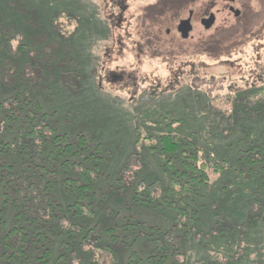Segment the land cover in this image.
<instances>
[{"label": "rangeland", "instance_id": "374dc122", "mask_svg": "<svg viewBox=\"0 0 264 264\" xmlns=\"http://www.w3.org/2000/svg\"><path fill=\"white\" fill-rule=\"evenodd\" d=\"M189 12L192 31L184 40L177 21ZM211 14L215 21L206 30L200 19ZM14 26V38L5 37L12 52L32 41L18 62V71L26 70L20 89L32 92L43 111L53 115L48 124L55 130L74 129L110 142L105 163L116 175L110 182L117 177L121 185H130L134 173L144 176L149 182L138 185L137 195L150 185L149 197L161 205L168 183L160 168L164 164L140 147L144 141L154 145L146 137L156 141L167 127L193 143L206 163L208 186L194 199L198 206L185 218L176 216L188 223L198 211L195 224L179 229L172 221L169 227L166 217L134 207L140 224H155L164 233L146 237L138 244L140 253L163 244L172 251L178 246L177 264H264V185L257 183L259 177L249 179L250 165L242 164L253 141L264 143V95L234 106L236 93L264 85V0H119L115 5L108 0H0V29L7 28L2 34ZM71 39L75 47L61 59L59 44ZM10 95L0 94V102L9 106L2 99ZM256 101L262 102L259 107ZM240 139L246 144L238 146ZM152 175L157 182H150ZM110 182L99 186L98 203L103 192L117 191ZM222 204L229 211L216 212ZM163 212L172 220L173 213ZM99 213L102 220L110 215ZM99 262L109 264L110 258L101 255Z\"/></svg>", "mask_w": 264, "mask_h": 264}, {"label": "trees", "instance_id": "16d2710c", "mask_svg": "<svg viewBox=\"0 0 264 264\" xmlns=\"http://www.w3.org/2000/svg\"><path fill=\"white\" fill-rule=\"evenodd\" d=\"M6 29H0V78L12 77L18 87L11 89L15 84L11 86L0 79V94H11L2 99L8 101L9 106L0 102V264H104L99 262L101 255L110 258L109 264H177L173 257L180 255L175 252L179 250L178 246L175 251L167 250L163 244L153 251L140 253L137 250L139 243L148 241L146 237L164 233L160 234L155 224L146 221L147 226L140 224L134 215V207H147L161 218L166 217L163 218L167 225L173 227L172 221L178 222L176 216L185 218L198 206L194 199L203 196L208 177L204 169L206 163L197 156L193 143L179 139L167 127V132L156 141L151 136L146 137L154 145L148 147L144 145L148 144L146 141L141 144L140 150L164 164L160 168L168 183L161 205L149 197L150 185L137 195L138 185L149 180L135 171L130 185H121V179L117 177L116 183L110 182L111 176L115 175L114 170L108 173L109 164L105 163L110 142L104 140L105 144L97 136L86 138L74 129L67 130L76 133L70 136L48 124V121L53 124L50 121L53 115L43 111L32 92L24 89V94L20 89L26 70L18 71V62L32 41L28 40L12 52L5 37L15 36L17 28H8L2 34ZM87 30L90 31L89 25ZM92 30L99 33L97 26ZM64 41L59 44L61 59L76 43L72 39ZM4 66L9 67L8 72L2 71ZM256 95H264V85H253L236 93L234 106L242 105ZM261 103L256 101V107ZM261 111L264 112V107ZM136 129L133 134L138 136ZM237 143L241 146L245 142L240 139ZM141 158L144 162V156ZM130 161L125 164L129 165ZM245 162L242 164L250 165L247 177H259L257 183L264 185V143L258 145L253 141V146L246 150ZM150 179L154 183L158 178L152 175ZM107 182L116 186L117 191L103 192L104 200L98 203L99 186ZM141 195H144L142 199ZM252 200L256 199L252 197ZM222 205L215 208L216 212L219 208L229 211V206ZM160 206L164 207V212ZM165 210L174 214L172 220L162 214ZM101 211L110 212V215L102 220ZM198 216L197 211L188 223L180 220L178 228L184 229L192 221L195 224ZM140 225L143 231L138 227Z\"/></svg>", "mask_w": 264, "mask_h": 264}, {"label": "water", "instance_id": "95a60500", "mask_svg": "<svg viewBox=\"0 0 264 264\" xmlns=\"http://www.w3.org/2000/svg\"><path fill=\"white\" fill-rule=\"evenodd\" d=\"M230 12L234 13V16H238L239 12L235 11L232 7L229 8ZM215 18L214 15H209V17L207 19H202L200 24L204 27V29L208 30L212 27V25L214 24ZM192 31V25H191V18L188 17L185 20H182L179 22L178 26H177V32L180 34V37L182 39H188L189 34Z\"/></svg>", "mask_w": 264, "mask_h": 264}, {"label": "flooded vegetation", "instance_id": "af4514ba", "mask_svg": "<svg viewBox=\"0 0 264 264\" xmlns=\"http://www.w3.org/2000/svg\"><path fill=\"white\" fill-rule=\"evenodd\" d=\"M108 1L114 3V5L117 4V3L119 2V0H108ZM193 15H194V14H193L192 12H189L188 17H190L191 20H192V19L194 18ZM175 20H176V19H175ZM201 20H202V19H200V22H201ZM180 21H181V20L179 19L177 22H180ZM174 22H175V21H174ZM178 24H179V23H178ZM177 26H178V25H177ZM167 33H169V32L167 31Z\"/></svg>", "mask_w": 264, "mask_h": 264}]
</instances>
